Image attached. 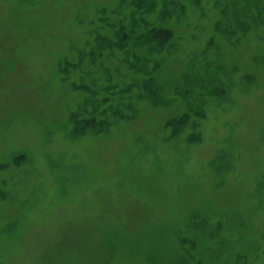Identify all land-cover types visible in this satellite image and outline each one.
<instances>
[{
    "label": "rangeland",
    "instance_id": "obj_1",
    "mask_svg": "<svg viewBox=\"0 0 264 264\" xmlns=\"http://www.w3.org/2000/svg\"><path fill=\"white\" fill-rule=\"evenodd\" d=\"M0 264H264V0H0Z\"/></svg>",
    "mask_w": 264,
    "mask_h": 264
},
{
    "label": "trees",
    "instance_id": "obj_2",
    "mask_svg": "<svg viewBox=\"0 0 264 264\" xmlns=\"http://www.w3.org/2000/svg\"><path fill=\"white\" fill-rule=\"evenodd\" d=\"M142 5H145V3H142L141 6H142ZM156 37H157L158 39H165V38H168V32H166V31H164V30H162V29H158V32H157Z\"/></svg>",
    "mask_w": 264,
    "mask_h": 264
}]
</instances>
